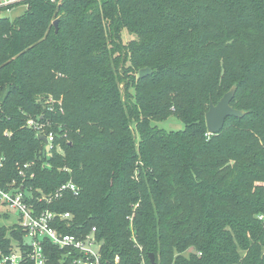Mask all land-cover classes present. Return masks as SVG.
I'll list each match as a JSON object with an SVG mask.
<instances>
[{
  "label": "trees",
  "instance_id": "obj_1",
  "mask_svg": "<svg viewBox=\"0 0 264 264\" xmlns=\"http://www.w3.org/2000/svg\"><path fill=\"white\" fill-rule=\"evenodd\" d=\"M233 85L245 115L211 134L210 100ZM0 105V185L15 182L34 213L70 212L62 233L96 227L103 264H264V0L0 8ZM37 116L50 152L26 126ZM171 116L185 127L157 124ZM69 181L77 194L42 198ZM20 219L0 208V259L27 249ZM43 247L45 264H75L76 251Z\"/></svg>",
  "mask_w": 264,
  "mask_h": 264
},
{
  "label": "built area",
  "instance_id": "obj_2",
  "mask_svg": "<svg viewBox=\"0 0 264 264\" xmlns=\"http://www.w3.org/2000/svg\"><path fill=\"white\" fill-rule=\"evenodd\" d=\"M22 0H0V8L9 7ZM13 9V8H11ZM8 8L6 11H10ZM2 107L0 105V111ZM26 126L34 129L39 137L45 136L47 144L45 148L48 152L51 151L56 140V134L52 130L46 128V122L40 116L29 117L26 121ZM3 164V158L0 160V168ZM21 173V171H20ZM22 174V173H21ZM15 182L10 188L0 185V208L15 211L20 216V225L25 230L27 249L15 247L14 250L7 255H3L0 259V264H19L23 258H29L35 264H45L46 254L44 252L43 240L48 239L54 245L60 248L68 249V252L76 251L77 256H74L75 264H103L101 253V242L96 237V227L87 233L85 236H79L70 233H62L55 222L57 219H71L70 212L57 213L49 209H44L38 213H34L31 206L25 201L24 191L15 187ZM64 189L71 190L74 194L78 193L77 185L69 181L63 185L55 194V196H43L42 198L50 202L54 198L61 196ZM119 256L115 257L114 264H119ZM144 264V262L142 263Z\"/></svg>",
  "mask_w": 264,
  "mask_h": 264
},
{
  "label": "water",
  "instance_id": "obj_3",
  "mask_svg": "<svg viewBox=\"0 0 264 264\" xmlns=\"http://www.w3.org/2000/svg\"><path fill=\"white\" fill-rule=\"evenodd\" d=\"M56 30L58 28V20L54 21ZM151 73V68H142L139 71V76L144 77ZM237 86L233 85L224 95L220 98L217 103L210 100L209 109L205 114L206 124L208 132L211 134L219 133L225 125L226 119L230 116L243 117L245 115L244 110H240L232 106L231 101L233 100ZM40 139L47 144L45 136H41ZM151 264H155V256L153 253L149 254Z\"/></svg>",
  "mask_w": 264,
  "mask_h": 264
},
{
  "label": "rangeland",
  "instance_id": "obj_4",
  "mask_svg": "<svg viewBox=\"0 0 264 264\" xmlns=\"http://www.w3.org/2000/svg\"><path fill=\"white\" fill-rule=\"evenodd\" d=\"M25 10H26L25 5H19L13 9H11L10 11H5L4 14L11 17V18H14L18 15H21ZM123 38L125 41H127L131 38V35L125 30L123 32ZM157 124L161 128H164L166 130H178V129H183L185 127L184 123L174 116H171L164 121L157 122ZM5 210H7L8 212H11L13 215L16 214L15 211H10L8 209H5Z\"/></svg>",
  "mask_w": 264,
  "mask_h": 264
}]
</instances>
